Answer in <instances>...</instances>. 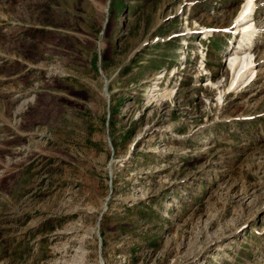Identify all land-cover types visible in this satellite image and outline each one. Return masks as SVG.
<instances>
[{"label":"rangeland","instance_id":"obj_1","mask_svg":"<svg viewBox=\"0 0 264 264\" xmlns=\"http://www.w3.org/2000/svg\"><path fill=\"white\" fill-rule=\"evenodd\" d=\"M246 1L0 0V264H264Z\"/></svg>","mask_w":264,"mask_h":264},{"label":"bare ground","instance_id":"obj_2","mask_svg":"<svg viewBox=\"0 0 264 264\" xmlns=\"http://www.w3.org/2000/svg\"><path fill=\"white\" fill-rule=\"evenodd\" d=\"M252 1H254V0H247L246 3L244 2L245 5L243 6L242 10L240 11V13L238 15V18H237L238 21H242L243 22V20L246 19L248 15H250V13L252 11V7L251 6L253 5L252 4ZM245 22L246 23H244V26H243V24H238L237 25V27L239 29L238 28H236V29H238L239 32L242 33V35H241L240 42L238 43V45H236L235 47H232L231 48V51L234 48L236 50H235V52L233 51L234 52L233 54H229L228 61H227V67H229L230 69H233V71H234L233 77H232L234 80H235V77H239L238 76L239 73L241 75V73L243 71H246L247 68H249V66L252 63L251 62L252 59H250V58L248 59V57H247L248 54H246V50L245 49L250 48V44H251L250 43L251 42V37L250 36H251V32L254 29V28L252 29L253 22H252V20H251V23L252 24L250 22L248 23L247 21H245ZM238 52H240L242 54L245 53V54L244 55H241ZM231 55H233V56H231ZM251 72H254L253 71V68H252V71ZM234 80H232V81H234ZM154 88H157V86H154Z\"/></svg>","mask_w":264,"mask_h":264}]
</instances>
